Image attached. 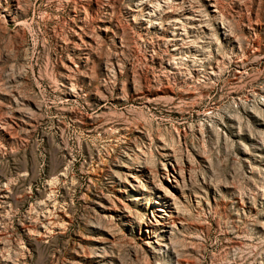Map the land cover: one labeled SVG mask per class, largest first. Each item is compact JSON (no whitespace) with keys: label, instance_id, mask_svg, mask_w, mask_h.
Wrapping results in <instances>:
<instances>
[{"label":"rangeland","instance_id":"rangeland-1","mask_svg":"<svg viewBox=\"0 0 264 264\" xmlns=\"http://www.w3.org/2000/svg\"><path fill=\"white\" fill-rule=\"evenodd\" d=\"M0 264H264V0H0Z\"/></svg>","mask_w":264,"mask_h":264},{"label":"bare ground","instance_id":"bare-ground-1","mask_svg":"<svg viewBox=\"0 0 264 264\" xmlns=\"http://www.w3.org/2000/svg\"><path fill=\"white\" fill-rule=\"evenodd\" d=\"M191 10H192V8H191ZM198 10H200V9H198ZM150 12V11H149ZM196 12H197V10H196ZM203 12V11H202ZM148 13V12H147ZM152 14L151 15H153V10H152V12H151ZM150 14V13H149ZM172 14H173V12H172ZM185 15V14H184ZM193 15H195L194 13H193ZM154 16V15H153ZM199 16V15H198ZM201 16V15H200ZM150 17V16H149ZM181 17V16H180ZM195 17V16H194ZM193 19V18H192ZM150 20H151V18H150ZM169 20V19H168ZM185 21V20H184ZM189 21V20H188ZM199 21V20H198ZM151 23V22H150ZM153 23V22H152ZM158 23V22H157ZM160 23V22H159ZM162 23V22H161ZM166 23V22H165ZM185 23V22H184ZM189 23V22H188ZM193 23V22H192ZM168 24H170L171 26H172V28H173V30L175 31V30H177L178 29V27H182V21L181 20H178V19H173V20H171V21H169V23ZM161 25H163V24H161ZM184 25V24H183ZM198 25H200V24H198ZM185 26V25H184ZM183 26V27H184ZM194 26V25H193ZM196 26V25H195ZM182 27V28H183ZM194 28V27H193ZM186 29V28H185ZM170 34V33H169ZM176 34V33H175ZM173 36V35H172ZM178 36H180L179 34H178ZM175 38V37H174ZM166 40V39H165ZM169 40V39H168ZM180 40V39H179ZM169 41H175L174 39H170ZM169 44V43H168ZM176 45V44H175ZM168 181H169V179H167ZM174 183H175V181H174ZM170 188H174V186L171 184L170 186H169Z\"/></svg>","mask_w":264,"mask_h":264}]
</instances>
